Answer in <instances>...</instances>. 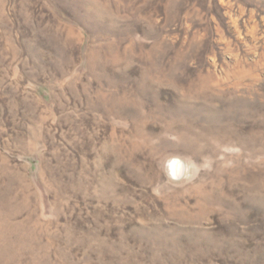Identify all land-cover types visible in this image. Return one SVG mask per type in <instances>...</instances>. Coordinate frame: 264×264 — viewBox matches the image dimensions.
Masks as SVG:
<instances>
[{"label":"rangeland","instance_id":"obj_1","mask_svg":"<svg viewBox=\"0 0 264 264\" xmlns=\"http://www.w3.org/2000/svg\"><path fill=\"white\" fill-rule=\"evenodd\" d=\"M0 264H264V0H0Z\"/></svg>","mask_w":264,"mask_h":264},{"label":"bare ground","instance_id":"obj_2","mask_svg":"<svg viewBox=\"0 0 264 264\" xmlns=\"http://www.w3.org/2000/svg\"><path fill=\"white\" fill-rule=\"evenodd\" d=\"M179 165H180L179 162H176V163L172 164V169H173L174 172H176V173L178 172L177 169H178V166H179ZM178 173H179V172H178Z\"/></svg>","mask_w":264,"mask_h":264}]
</instances>
